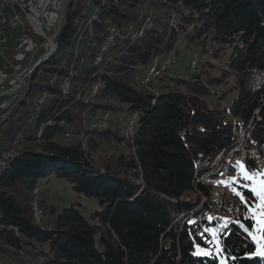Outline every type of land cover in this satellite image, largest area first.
I'll return each mask as SVG.
<instances>
[{
  "label": "trees",
  "instance_id": "trees-1",
  "mask_svg": "<svg viewBox=\"0 0 264 264\" xmlns=\"http://www.w3.org/2000/svg\"><path fill=\"white\" fill-rule=\"evenodd\" d=\"M92 1L98 18L82 17L89 5L72 8L56 50L34 69L0 123V151L21 148L0 167V264H264V228L258 251L250 234L255 221L244 216L240 197L239 221H225L221 237L227 236L215 253L204 251V229L223 217L203 228L179 220L199 208L202 195L204 209L212 208L209 190L194 177L200 160L231 148L243 130L251 131L254 146L264 142V88L248 89L264 71V0ZM145 10L156 13L153 28L95 66L108 29L141 23ZM182 39L206 62L197 60L187 77L161 72L154 94L138 87L136 75L148 72L154 58H177ZM233 92L227 110L222 102ZM108 112L107 130L90 129ZM133 116L129 138L121 121ZM253 118L254 128H246ZM53 177L100 208L85 217L78 203L58 209L38 195L44 221L37 223L34 191ZM244 192L252 204L253 194ZM229 208L223 207L225 217Z\"/></svg>",
  "mask_w": 264,
  "mask_h": 264
},
{
  "label": "built area",
  "instance_id": "built-area-1",
  "mask_svg": "<svg viewBox=\"0 0 264 264\" xmlns=\"http://www.w3.org/2000/svg\"><path fill=\"white\" fill-rule=\"evenodd\" d=\"M71 2H74V0H0V56L2 58L0 66V96H8V99L0 101V120L1 115L7 110L10 102L21 92L22 84L25 82V75L28 69H32V63L35 62L37 57H39L37 60L43 58L55 45L57 35L60 32V25L67 15ZM173 16H176V14H173ZM148 26H151V24H148ZM17 30H20V33L15 36L14 33ZM124 34L125 26L114 28L113 33H109V38L106 40L102 51L113 50L118 47L119 40ZM194 61L196 60L194 59ZM167 62L164 67L152 71V76L140 77V73L137 74L136 78H141L152 94L153 87H156L155 72L164 71ZM260 74L261 72L256 73L250 79L248 84H253V88L260 84ZM106 118H111V113H105L103 123L95 126L98 128L106 127ZM226 150H229V161L225 173L220 176H210L209 173L202 175L201 179H197L198 184L212 191V198H217V203L219 201V192H222L223 189L232 191L231 188H222V183L219 182L227 180L230 176H237L238 171L242 172V169L238 170L236 166V162L240 161V148ZM6 156L8 155H1L0 151V160ZM204 161H208V157L204 158ZM251 174L259 175V184L264 181L262 155H258L257 166H252ZM245 184L250 185V180L245 181L239 178L236 188L244 187ZM35 192H39V187ZM232 197L233 202L238 201L239 196L235 195L233 191ZM254 206L255 211L251 213V218H256L258 214L263 212L261 201L256 200ZM232 212L233 209L229 208L227 217L220 218V224L210 228L214 229L218 235L216 240H213L211 233H209V247L204 248V251L215 252L218 246V236L223 232V224L228 220ZM210 216L219 217V210L218 212L210 211ZM208 217L206 216V218ZM36 222L41 224L39 215L36 217Z\"/></svg>",
  "mask_w": 264,
  "mask_h": 264
},
{
  "label": "bare ground",
  "instance_id": "bare-ground-1",
  "mask_svg": "<svg viewBox=\"0 0 264 264\" xmlns=\"http://www.w3.org/2000/svg\"><path fill=\"white\" fill-rule=\"evenodd\" d=\"M104 1L105 0H102V2H104ZM92 2H93L92 0H74L73 7L76 4H82V3L84 5H89V7H93L94 10L91 14H88L86 8H85L84 12L82 11L83 14H82V12H81V14H82V16H86V17H90L92 19H96V18H98L97 14L99 12V9L96 8L97 6H93ZM149 12L150 13H148L144 17H142V22L140 21L141 23H139L137 25L131 24L125 28V34L120 38L119 44L140 38L146 33L147 30L153 28L154 22H155V13L152 11H149ZM65 24L66 23H64L63 25H60V32H59V35H57L55 44H56L60 34L62 33V31L65 27ZM148 24H151V26H148ZM117 27H119V26L113 25L108 29L106 38L104 39L103 45L101 46L100 53L94 61L95 66H99L103 62L104 55L106 53H108L109 51H111V50H107V51H102V50L104 48L106 40H108V38H109V33H113L114 28H117ZM171 27H175L174 20H172V22H171ZM54 47H55V45L48 51V53L45 56H47L49 53L53 54L55 49H56V47L55 48ZM46 59H44V61ZM176 59L177 58L174 54H170L162 62L159 59H156V61L153 60L151 68L149 69V71L146 73H142L143 75H140V77L152 76V71H155V70H158V68L164 67L165 63L168 60L166 66L164 68V71H167L176 63ZM192 62H193L192 63L193 67L196 68L197 62L196 61H192ZM33 66H34V62L32 63V67ZM32 71H33V69L27 70V74L25 75V82H24V84H22L21 92L26 90V88L28 87V83H29L30 77L32 75ZM161 72H163V71L155 72V78L158 77ZM136 79L139 82V84L141 83L142 86L144 85L141 78H136ZM260 81H261L260 84L257 85L256 88H253V84H251V87H250L251 89H249V90H251L252 92H258L264 88V72H261V74H260ZM61 88H62V91H64L65 93H68L69 89H70V80L64 79V81L61 84ZM100 88H101V86L99 84H97L94 87V94H97L98 91L100 90ZM155 93H156V91H155ZM11 106H12V102H10V105L7 107V110L4 112V114L1 115L0 123L5 122L7 120L8 116L10 114ZM103 121H104V116H102L100 119L94 121L91 124V127L94 130L95 129L96 130L108 129L110 127V118L105 119V126L106 127H99L98 128L97 126H95L96 124H102ZM135 121H136V116H133L132 118H129V119L125 118L121 121L122 133L124 136L129 137V136L133 135ZM130 126H131V128H129ZM237 148H240V162H241V165L243 166L242 171H247L249 174H251L252 173V166H257L258 155H262V161L264 163V154H263L264 142L262 144H260L259 146H254L253 140H252V134H251L250 130H243L242 132H240V134L238 135L237 141L229 149H237ZM19 154H20V151L16 147H10V148L1 150V155H8V156H6L0 160V167L4 166L7 162L16 159L19 156ZM228 161H229V150H226V149L222 153H220L217 158H211V159H208V161H204V162H203V160H200L198 162V168L194 174L196 181H197V179H201L202 175H207L209 173H210V176H220V175L224 174L225 170H226V166L228 164ZM222 181H226V180H222ZM233 187H237V182L233 185ZM222 188H230V187H226L224 184H222ZM209 193H210L209 194L210 200L213 202L211 210L206 211L204 209V205L207 202V198L201 194L202 199H204V201H202L203 202L202 205H200L199 208L197 210H195L194 212H192L188 215L186 213H184L180 216V219L184 223L187 222L189 225H198L200 227H204L207 223L212 222V221L216 220V218H217V217H213V220L209 221L208 218H206V216H210V211L211 212H218V210H219V216L225 217L224 214H226V213L223 210L224 206H229L230 209H233V212L231 213L230 218H228V219H231L232 221H239L238 216H239V211H240L239 209H240L241 204L239 202V198H238L237 202H233L232 191L230 189H223L222 192H219L218 203H217V198L212 199V191L209 190ZM33 205H34V209L36 211V215H40V212H38L39 210H38L37 202L34 201ZM222 205H223V207H222ZM261 205H263L262 202H261ZM190 221H195L196 223L192 224V223H190ZM224 229L225 228L223 227V230ZM225 235L227 236V232L224 233V236ZM222 237H220V238H222ZM218 240L220 241V245H221V240L219 238H218Z\"/></svg>",
  "mask_w": 264,
  "mask_h": 264
},
{
  "label": "rangeland",
  "instance_id": "rangeland-1",
  "mask_svg": "<svg viewBox=\"0 0 264 264\" xmlns=\"http://www.w3.org/2000/svg\"><path fill=\"white\" fill-rule=\"evenodd\" d=\"M86 9H87L88 14H91L93 12V10H94L93 7H88ZM148 13H150L148 10H145L144 11V13L141 15V19H140L141 22H142V17H144ZM154 13H155V11H154ZM155 15H156V13H155ZM67 17H68V13H67V15H66V17H65V19H64V21H63V23L61 25H63L64 23H66ZM173 17H174V19H177V16H173ZM172 18H170V21H171ZM155 19H156V16H155ZM85 20L88 21L86 18H85ZM156 20H155V23H156ZM170 21H169V27L171 28ZM88 23H89V21H88ZM19 33H20V30H17L14 33V35L17 36ZM102 45H103V43H102ZM178 49L179 50H182V52L178 55V57L176 59V62L177 63H175L172 66V68H170V71L172 72L173 75L177 74L180 77H187V76H189L190 74H192L194 72L193 70H196L197 69V68L194 69V67L192 65V63H193L192 61H194V59L196 61L198 60L200 63H205L206 60H207V57L201 56V54L199 53V50L195 46H191V45L187 44L186 41H184L183 39L179 41ZM172 54H174V53H172ZM51 56H49L45 61H47ZM167 56L168 55L161 56V57H157V58H154V60L156 61V59H159L162 62ZM37 58H39V57H37ZM37 58H36V60H37ZM36 60L34 62V66L36 65V63H37V61L39 59L37 61ZM226 61H227V57H224L219 62H217V64H218L219 67L223 68V67H225V62ZM1 64H2V58L0 56V66H1ZM190 65H191V69L192 70L188 69V67ZM34 66L32 67V69L34 68ZM201 69H203V68L200 67L199 68V71H201ZM33 71H34V69H33ZM217 71L218 70L214 71L213 74L214 75H217L218 74ZM140 73H142V72H140ZM136 77H137V75H136ZM136 77L134 79L136 85L138 87H140V88H145L146 90H149L144 85L142 86L141 83L139 84V82L137 81ZM250 87H251V84H248V89H251ZM223 91H224L223 88H219V89H217L216 93L218 92V94H220L221 92L223 93ZM153 94H154V92H153ZM158 94H159V90L156 89L155 96H158ZM235 96H236V92H233L231 94V96L228 98L229 101L228 100L226 102H222L221 101L223 103L222 105L225 106L227 108V110H229V102L232 101V99H234ZM216 100H217V98H214V97L211 99V101L214 102V103L216 102ZM10 113H11V111H10ZM102 116H104V114ZM102 116H100V117H102ZM256 118H257V120L259 119V117H256ZM254 126H255V123H254V118H253L252 121H251V123L249 124V126H247L246 128H248V127L249 128L250 127L254 128ZM43 128H44V126H43ZM90 129H93V128L90 126ZM102 131H105V129L102 130ZM68 138H70V135L69 134L66 135V139H68ZM58 141L59 142H62L63 144L66 143V141H64L61 137L58 138ZM17 149L19 151L21 150V148H17ZM218 156H216L215 158H217ZM44 182H46V181L45 180H42L40 182L39 192H35L36 190L34 191V194L36 196V200H35L36 202H38V195H39V198L40 199H42V200L43 199H46V201L49 204L55 205L58 209L67 208L71 204L78 203L81 206L80 212L85 217H90V215H91V213L93 211H95V210H97V209L100 208L99 207V203H98V201L96 199L87 198L85 196L78 195L77 193H75L73 191L71 184L69 182H67V181L60 180V179H57V178L53 177L51 179V181H50L49 184L44 185ZM139 183L141 184V182H139ZM259 183H260V177H259V175L254 174L253 175V179L250 180V185L249 184H245V185H247V187H249V189L247 187H245V186L244 187H241L239 189L237 188V190L244 196L245 200L247 201V204L246 205L248 207V211L247 212H244V216L245 217H248V216L251 217V213H253L255 211V206L254 205L256 203V200L257 201H260V199L257 196H255L250 191V189L253 188V187H255L259 191L260 188H261V184H259ZM245 190H247V191H249L250 193L253 194V197L255 198V200L252 201V204H250V202L248 201L250 197L245 194V192H244ZM202 201H204V199H201L200 205H202V203H203ZM262 203H263V205H261V208H263L262 211L264 212V202H262ZM33 204H34V201L32 202V207H33V211L35 213V216L38 217V215H36V211L34 209V205ZM37 206H38V210H39L38 212H40V215H39L40 221L42 223L44 221V214L42 212V209L40 208L39 203H37ZM40 209H41V211H40ZM238 217H240V216H238ZM223 218H226V217H223ZM229 218H230V216H229ZM179 220L182 223V220L180 219V217H179ZM253 220L255 221V225H254L253 229L250 230V234H251L252 239H253V237H255V239H253V240L256 243V245L258 247V251H259L260 250V245H261V240H262V231H263V228H264V225H261L259 222L261 220H264V215L258 214L256 218H253ZM226 221H228V220H226ZM214 223L217 226V225L220 224V221L216 220V221H214ZM220 237H221V234H220V236H218V238L221 240ZM223 238H224V236H223ZM218 244L219 245L217 246V250H215V252L218 251V249L221 247L219 240H218ZM205 252H207V251H205ZM207 253L212 254L213 252H211V253L210 252H207Z\"/></svg>",
  "mask_w": 264,
  "mask_h": 264
},
{
  "label": "snow or ice",
  "instance_id": "snow-or-ice-1",
  "mask_svg": "<svg viewBox=\"0 0 264 264\" xmlns=\"http://www.w3.org/2000/svg\"><path fill=\"white\" fill-rule=\"evenodd\" d=\"M236 166H237L238 170L243 168V166L241 165L240 161L236 162ZM253 175L254 174L250 175L247 171H242V172L238 171L237 176H230V177H228V179L226 181H221L219 183L224 184L226 187H230L232 189V191L234 192V194L240 197L241 202L244 203V204H247V201L245 200L244 196L237 190L236 187H233V185L237 182V180L239 178H242L245 181L252 180L253 179ZM244 186L247 187V185H244ZM250 191L255 196H257L260 199L261 202H264V181L261 182V188H260L259 191L255 187L251 188ZM261 215H264V212H262ZM208 220L212 221L213 217L209 216ZM190 223L195 224L196 222L195 221H190ZM259 223L261 225H264V220H261ZM241 227H243V225H241ZM244 230L248 231L247 228H245ZM204 232L211 233L213 240H216L218 233L214 229L205 228ZM253 239H255V237H253ZM198 251H202V250L198 249ZM194 254H196V253H194Z\"/></svg>",
  "mask_w": 264,
  "mask_h": 264
},
{
  "label": "water",
  "instance_id": "water-1",
  "mask_svg": "<svg viewBox=\"0 0 264 264\" xmlns=\"http://www.w3.org/2000/svg\"><path fill=\"white\" fill-rule=\"evenodd\" d=\"M72 7H73V2L70 3V6H69V8H68V15L70 14V11L72 10ZM60 39H61V38H60ZM60 39H59V41H58V44H59V42H60ZM58 44H57V46H58ZM51 54H52V53H49V54H48L47 56H45L44 58H41L40 60H38V62L36 63V65L34 66L33 69H36V67H37L38 65H40V64L44 61V59H46L47 57L51 56ZM6 99H8V96H0V101H4V100H6Z\"/></svg>",
  "mask_w": 264,
  "mask_h": 264
}]
</instances>
